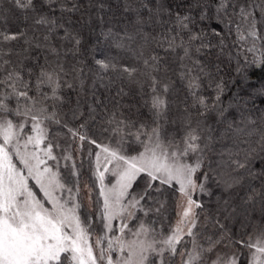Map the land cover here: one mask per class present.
<instances>
[{"label": "snow or ice", "instance_id": "6c2138e0", "mask_svg": "<svg viewBox=\"0 0 264 264\" xmlns=\"http://www.w3.org/2000/svg\"><path fill=\"white\" fill-rule=\"evenodd\" d=\"M104 6L105 0H71L58 19L50 18L55 13L49 11L47 0H7V11L0 8V264H175L177 255L181 264H243L239 255L243 249L250 253L248 264H264V111L254 108V97H264V84L255 88L248 75L249 67L264 66V53L256 56L264 49L260 31L264 0H180L175 7L168 0L159 4L146 0L140 7L147 11L153 26L160 17L158 44L164 55L157 52L143 60L150 70L135 95L125 92L122 85L135 82L136 68L108 57L95 59L94 65L83 63L86 41L95 37L97 43L109 48L124 49L126 42L140 36L139 29L147 23L143 12H135L137 19L132 20V0H127L119 14H128L124 28L120 27L124 20L105 11ZM165 14L171 27L163 22ZM214 18L225 25L228 36H234L233 47L245 54L243 62L237 58L233 65L229 59L225 69L223 31L213 28V39L221 37L218 44H213L206 40L202 26V22ZM24 29L31 32L30 39ZM61 29V43L67 41L63 53L53 43ZM13 41L19 44V52ZM33 52L37 55L29 60ZM40 54L49 63L41 64ZM61 56L65 61L71 56L72 67L62 64ZM85 67L89 68L87 75ZM69 76L74 82L79 79L78 90L75 83L66 82ZM85 79L91 84H85ZM174 80L179 81L178 91ZM64 87L76 90L79 99L74 107L62 94ZM233 87L239 90L233 92ZM249 88L253 90L249 92ZM165 97L175 100V113ZM84 105L91 121L101 112L105 114L108 127L104 131L119 136L121 145L136 143L143 149L129 156L122 148L88 141L105 154L100 171L101 153H96L99 195L103 198L98 215L109 232L113 230L111 221H120V235L108 237L107 247L102 244L104 237H99L95 245L90 243L91 232L76 211L81 205L68 206L69 201L56 195L66 189L59 173L48 166L41 170L46 161L40 152L48 160L58 161L53 152L60 145L50 139L51 125L67 128L81 141L86 139L66 122L69 113L74 120L83 118L80 109ZM66 107L68 112H64ZM142 108L148 109L147 115ZM29 123L30 133L26 127ZM217 126L223 129L220 136L216 135ZM240 133H247L248 139L234 143L235 152L226 145L224 150L217 148L225 137L239 139ZM241 145H246L242 153ZM11 152L28 169L51 208L36 199L26 178L12 163ZM257 157L258 171L253 166ZM63 159L73 157L65 154ZM106 173L115 178L110 187L104 184ZM71 175L79 179L75 163ZM144 177L143 191L135 192V184ZM210 181L220 190V196L201 221L205 205L194 195H215L209 191ZM166 189L180 194L182 212L171 232L160 237L153 224L138 213L145 217L159 215L165 203L152 193L163 194ZM66 190L72 200L79 198V183ZM149 201L158 206L153 208ZM257 216L259 225L253 224ZM137 221L135 228L130 226ZM186 237L190 238V248Z\"/></svg>", "mask_w": 264, "mask_h": 264}, {"label": "trees", "instance_id": "16d2710c", "mask_svg": "<svg viewBox=\"0 0 264 264\" xmlns=\"http://www.w3.org/2000/svg\"><path fill=\"white\" fill-rule=\"evenodd\" d=\"M7 0H0V8H4L5 11H7V8H5V3ZM71 0H47V5H50L49 11L54 12L55 14L52 15L51 19H58L60 17V12L63 7L66 6V4H70ZM127 2V0H105V11H110V13H116L118 14V18L124 20V23L120 25L121 28H124L127 26L128 21V14L119 15L122 12L123 5ZM146 0H132V8L134 9V12L132 14V20L135 21L137 19L135 12H143L144 18L147 21L140 29V36L136 37V40L131 43L126 42V48L124 49H117L115 47L109 48L107 45L103 43H97L95 40V37L91 39V41L85 42V47L87 49V56L84 58L83 63L94 65L95 59H105V57L108 58H114L116 61H118L120 64H123L124 66L136 68V80L133 83H129L125 81V83L122 85L124 87L125 92H131L132 94H136L140 91L142 85H144L145 82V73L149 71L148 65H145L143 63L144 59L149 58L152 55H155L157 52L163 56L164 55V49L159 46L158 41L160 40V17H157L156 25L153 26L152 22L150 21V18L147 15V11L140 7L141 4L145 3ZM157 4L163 2V0H155ZM168 2L173 4V7H175L176 4L180 2V0H168ZM155 11H159V9H155ZM215 12V5L213 6V13ZM45 15H48V12L44 13ZM77 17L79 14H75ZM257 16H259V13L257 12ZM21 19H24V17H21ZM13 24L16 23L15 17L12 18ZM29 24L31 23V20L28 21ZM163 22L168 24L169 27L172 26V22L168 20L167 15L165 14L163 17ZM203 30L205 32V38L206 40H211L213 44H218L221 37H216L213 39L212 32L213 28H217L218 30L223 31L225 36V44L226 47L224 49V67L227 69L228 67V60L231 59L232 64L235 65L237 63V58L240 62H243L245 60V54L240 53L236 47H233V40L234 36H228L227 34V28L224 24L220 23L217 19L212 20H206L202 22ZM23 27V26H21ZM7 30V28H5ZM25 31H29L28 29H24ZM12 31H16V28L13 27ZM99 31V29H98ZM129 31H133L132 29H129ZM260 31L261 34H264V24L260 25ZM64 35V30L61 29L59 32L55 33V39L53 40V43L57 44L58 47H60L61 52L63 53L65 51L64 44L67 43V41H63L61 43V39ZM146 37L147 39H144ZM31 38V32L29 31V39ZM155 38V39H153ZM50 39L52 37L50 36ZM13 46H15V50L19 52L20 47L17 42L13 41L11 42ZM24 42L21 41L20 44H23ZM26 47V45H24ZM7 50V49H5ZM218 51V50H217ZM137 53H141L142 56L137 55ZM264 53V49L261 50V52H257L256 56L259 57ZM182 54V53H181ZM37 53L33 52L31 56L28 57L29 60H32L34 56H36ZM15 59V56L13 57ZM247 58H251V54H248ZM79 59V57L77 58ZM34 62V61H33ZM40 63L46 64L49 63L48 58L40 54ZM54 63V61H52ZM61 63L67 64L68 67H72L74 61L71 56L68 57L67 61L64 60L63 56H61ZM85 74H89V68L85 67L84 69ZM102 74V73H101ZM160 77L163 79V72L159 73ZM248 75H249V83L255 86V88H259L262 84H264V66L256 67L251 66L248 68ZM232 78H235V73L233 72ZM105 79H108V76H105ZM67 83H75V89H79L80 82L79 79H77L75 82L73 81L72 77L69 76L66 78ZM85 84L90 85L91 80L85 79ZM173 83L177 86L176 90H179V81L174 80ZM231 87V85H230ZM44 90V89H42ZM145 90L146 87H145ZM238 87H233L232 91H238ZM253 89L249 88L248 91L251 92ZM62 94L65 96L67 100H69L71 103L69 106L74 107V102L79 99V97L76 94V90L68 89L67 87H64L62 90ZM102 91V90H101ZM143 93H141L142 95ZM175 96V92L172 94ZM166 99H170L171 105H172V112L175 113V100L171 99V97H165ZM137 99L140 104H143L144 101L139 99V96H137ZM255 99V105L254 108L260 109L264 111V97H254ZM227 103V100H226ZM82 112H84V117L80 120H74L71 117V114L69 113L67 117V124L68 127H72L74 129H77L79 132V135H83L86 137L85 140L81 141L79 139V136L73 137L71 136L67 128H60L56 125H51L49 128V131L52 133V136L50 139H52L53 143H58L60 145L59 148L54 149L53 154L58 157V161L51 160L50 165L52 168H54L60 175V179L62 183L66 184L67 188H75L76 184L79 183L80 191H79V198L76 200H72L70 194L65 189L63 192V199L66 198L69 203H78L81 206L77 209V214L80 216L82 223L85 224L87 228H89L91 234H97L99 237L103 236V223L101 220L100 215L98 213L102 210V199L99 195V186H98V179L96 178V167H95V156L98 152V149L94 144L89 143L88 141L90 139L96 140L97 143L101 145L108 146L110 148H122L124 154L126 155H136L139 151H142V147L139 144L136 143H125L121 145L119 143V136H115L110 131H104V128L108 127L107 120L105 118V114L101 112L97 115V118L95 121H91L90 117L88 116L87 112V105H84L81 109ZM141 111L147 115L148 109L142 108ZM64 112H68V108L66 107L64 109ZM173 119H176V115H173ZM15 119V118H14ZM239 123V120L237 121ZM30 124V123H29ZM27 124V130L28 132L31 131L30 125ZM83 125V127H81ZM218 127V131L216 133L217 136H220L223 133V129ZM175 128L177 129V132L180 131V124L179 121H177V124L175 125ZM175 134V133H174ZM248 136L247 133H240L239 139H236V137H233V140H229L226 137L223 139L222 144H217V148L220 150L223 149V145H226L228 149L235 152L237 149L233 147L234 143H239V140H247ZM246 145H241L239 151L242 153L244 151V148ZM70 154L73 159L65 161L63 159V155ZM227 159V157H225ZM73 163L77 166V169L79 171V179L77 180V177H74L71 175V168ZM58 164V166H57ZM259 164H260V158L257 157V159L253 162V166L256 168V170H259ZM110 182V180H108ZM146 183V177L140 178L138 182L135 184L134 189L135 192L139 193L142 192ZM254 184L257 186L259 185L258 181H253ZM210 184V192H214L215 195H207V194H201L197 193L194 195V199L200 200L205 205V212L201 215V221L203 219V215L206 214L207 211L213 210L215 208V205L219 199L220 196V190L216 188L215 184L211 181ZM87 185V187H85ZM89 188L92 190V200H89ZM87 191V192H86ZM244 193H241L243 195ZM72 195H76L75 192H73ZM85 196H87L90 206L85 201ZM152 196L156 200L163 201L165 203V208L161 211L159 215L155 213H150L148 217H145L143 213H138V215L144 219L146 222L153 224L155 227L157 233L160 236L165 237L168 235L171 230L174 228L176 217H177V205H178V198L179 193L174 191L173 189H166L163 194H157L155 192L152 193ZM143 203V202H142ZM149 204L153 208L157 207L155 203L152 201H149ZM147 206V205H146ZM200 211V210H197ZM139 221L136 223H131L132 226L137 225ZM199 223V222H198ZM253 224L259 225V217L257 216V219L253 221ZM239 227V226H238ZM261 227H264V225H261ZM244 229H240V232H243ZM249 232H252V229H248ZM98 237V238H99ZM247 239V237H244ZM103 242V241H102ZM185 243L188 245V247H191V241L190 238H185ZM226 251H231V249H226ZM249 252L248 249H243L239 252L240 259L243 261V264H248V258H249ZM179 256V255H177ZM177 256L174 258L175 263Z\"/></svg>", "mask_w": 264, "mask_h": 264}, {"label": "rangeland", "instance_id": "374dc122", "mask_svg": "<svg viewBox=\"0 0 264 264\" xmlns=\"http://www.w3.org/2000/svg\"><path fill=\"white\" fill-rule=\"evenodd\" d=\"M30 125V124H29ZM31 127V125H30ZM31 132V131H30ZM29 132V133H30ZM2 142V141H0ZM41 147L43 148L44 145H41ZM23 151V149H22ZM98 152L101 153V168H100V171H103V162H104V153L101 151V149L99 148L98 149ZM11 157H12V163L16 166V169L17 171L21 174L22 177L26 178V182L28 184V187L32 190V192L34 193L36 199L42 201L44 203V206L47 207V208H51V205L49 203H47L45 197H44V194L43 192L40 190L39 186L36 184L35 180L31 178V176H29V173H28V169L24 166L23 163H21V161L15 156V153L14 152H11L10 153ZM39 155L46 161V165L45 164H42L41 165V170H43V168L45 166H48V167H51L52 166L50 165V162L51 160H48L46 156L43 155L42 152L39 153ZM95 160V167H96V156L94 158ZM34 163V162H33ZM52 170L54 172H57L54 168H52ZM96 178L98 179V174L96 173ZM108 180H110V182H108ZM115 182V178L109 174V173H106L105 174V180H104V184L105 186H111L112 183ZM98 186H99V191H100V182H99V179H98ZM178 187V186H177ZM63 192L64 191H58L56 193L57 196H62L63 195ZM87 192V191H86ZM102 199V207H103V198L101 197ZM66 200V198L64 199ZM67 201V200H66ZM85 201L87 202V204L90 206V202L87 198V196H85ZM182 204V198L180 197V194H179V198H178V205H177V217H176V221H175V225L174 227L176 226L177 224V221L180 219V216H179V213L182 212V208L180 207V205ZM68 206H71V203L68 204ZM77 211V210H76ZM78 215V214H77ZM111 224L113 225V230L111 232L107 231L104 229L103 227V236L104 239H103V246L104 247H107V238L108 237H111L112 235H120L119 233V225H120V221L119 220H113L111 221ZM130 226L135 228L137 225H134L132 226L131 225V222H130ZM159 235V234H158ZM160 236V235H159ZM98 235L95 233V234H91L90 237H89V240H90V243H92L93 245H95L96 243V240L98 239ZM160 237H163V236H160ZM115 255V254H114ZM249 258H250V254H249ZM248 258V260H249ZM175 264H181V257L180 256H177V259H176V263Z\"/></svg>", "mask_w": 264, "mask_h": 264}]
</instances>
